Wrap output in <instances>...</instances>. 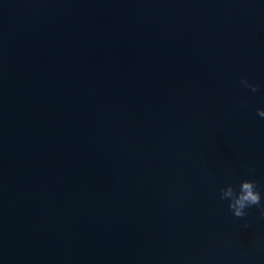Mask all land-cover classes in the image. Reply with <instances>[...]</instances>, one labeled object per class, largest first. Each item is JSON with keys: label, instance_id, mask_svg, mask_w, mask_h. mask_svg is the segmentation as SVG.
Instances as JSON below:
<instances>
[{"label": "water", "instance_id": "1", "mask_svg": "<svg viewBox=\"0 0 264 264\" xmlns=\"http://www.w3.org/2000/svg\"><path fill=\"white\" fill-rule=\"evenodd\" d=\"M258 107L264 0H0V264H264Z\"/></svg>", "mask_w": 264, "mask_h": 264}, {"label": "clouds", "instance_id": "2", "mask_svg": "<svg viewBox=\"0 0 264 264\" xmlns=\"http://www.w3.org/2000/svg\"><path fill=\"white\" fill-rule=\"evenodd\" d=\"M239 85L243 89L257 92L259 85L251 83L247 77H241ZM257 116L264 119V108L256 109ZM219 200L226 202L229 212L235 218L248 215V210L254 206L259 209L260 216L264 217V189L258 186L254 179H241L238 185L227 183L219 188ZM248 227L247 224L244 225Z\"/></svg>", "mask_w": 264, "mask_h": 264}]
</instances>
